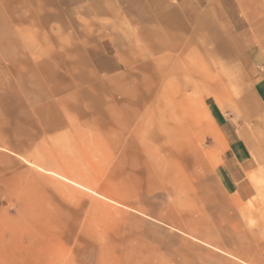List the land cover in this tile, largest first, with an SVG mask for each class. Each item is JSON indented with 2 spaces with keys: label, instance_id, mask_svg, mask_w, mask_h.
Instances as JSON below:
<instances>
[{
  "label": "rangeland",
  "instance_id": "rangeland-1",
  "mask_svg": "<svg viewBox=\"0 0 264 264\" xmlns=\"http://www.w3.org/2000/svg\"><path fill=\"white\" fill-rule=\"evenodd\" d=\"M172 2L0 0V264H264L255 61L213 0ZM229 124L257 152L242 184Z\"/></svg>",
  "mask_w": 264,
  "mask_h": 264
},
{
  "label": "crops",
  "instance_id": "crops-1",
  "mask_svg": "<svg viewBox=\"0 0 264 264\" xmlns=\"http://www.w3.org/2000/svg\"><path fill=\"white\" fill-rule=\"evenodd\" d=\"M116 0H112L113 3L112 6L110 5V9L107 7H103L100 10L102 12H108L111 11L114 13V2ZM119 3H122V7L125 9L130 10L131 8L137 9L138 12L145 9L144 6H137L135 4H132L131 2L133 0H117ZM157 1V0H155ZM172 3H169L168 5L171 6L168 10L172 11L174 13L170 16L172 19V16H176V13L179 15V11H195V9H191L190 5L196 4L195 2H199L202 0H171ZM206 1V0H205ZM214 5L213 9H210L209 6L206 5L204 12L206 11V18L208 13L215 12L219 14V17L223 20L225 23V26L227 28V35H229L228 43L230 46H232L234 49H237L238 52L244 51L246 54V57H251L255 64L250 68V74L252 79V84L250 88V95L255 101V104L258 105L260 103L264 104V16L261 18H252L247 17L243 15L241 10V6L239 1L237 0H213ZM97 5V4H96ZM95 5L93 7L94 11H98V7ZM127 6V7H126ZM153 12L158 13L163 11V5L162 4H152L149 7ZM180 17V15H179ZM211 17V16H209ZM159 17L157 16V19ZM172 21V20H171ZM150 22H154V20H150ZM145 23V22H144ZM140 26H142V21L138 23ZM146 24V23H145ZM170 24H172L170 22ZM227 24V25H226ZM154 27H157V22L155 21ZM181 26V23L177 24V28ZM171 28L174 26L171 25ZM214 27V26H213ZM229 33V34H228ZM225 34V35H226ZM223 40H226L225 37H223ZM108 53L111 56L114 57V59H119V57L116 55V53L111 52L109 50V47L107 48ZM257 64V65H256ZM257 67H256V66ZM258 65H260L261 70L258 69ZM254 106L251 108L253 109ZM253 114H257L253 111H251ZM252 114V116H253ZM250 116V118L252 117ZM253 121V120H252ZM235 126V125H234ZM222 127H226L222 131L223 140L225 141L227 145V149L225 151L224 156V166L226 167L229 178L232 179L236 184H242V168L247 169L248 167H252L254 164H252L253 156L257 157V152L255 150V147L252 145H249L247 143V139L243 136L242 133H240V138H238L236 135L235 130L232 128L231 124L229 125H222ZM236 129V128H235ZM249 155V159L244 157L246 155ZM237 156L241 158V165L238 164V161L236 162ZM243 161H247L248 164H243ZM256 166V165H254Z\"/></svg>",
  "mask_w": 264,
  "mask_h": 264
}]
</instances>
